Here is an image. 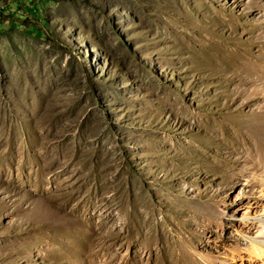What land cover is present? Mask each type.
Segmentation results:
<instances>
[{
  "label": "rangeland",
  "instance_id": "374dc122",
  "mask_svg": "<svg viewBox=\"0 0 264 264\" xmlns=\"http://www.w3.org/2000/svg\"><path fill=\"white\" fill-rule=\"evenodd\" d=\"M250 63L264 0H0V264H262Z\"/></svg>",
  "mask_w": 264,
  "mask_h": 264
},
{
  "label": "bare ground",
  "instance_id": "6f19581e",
  "mask_svg": "<svg viewBox=\"0 0 264 264\" xmlns=\"http://www.w3.org/2000/svg\"><path fill=\"white\" fill-rule=\"evenodd\" d=\"M244 67V71H241V74H239L240 83L244 84L243 87H241L243 88V91H249L250 94L261 93L264 95V66L250 63L247 67ZM249 89H251V91ZM261 113L264 114V106H262ZM258 150L259 154L264 153V149L262 147L258 148ZM259 164L264 166V160H261ZM259 222L264 228V213L261 215ZM250 241L252 242L251 250L249 252L250 257L254 258L255 261L257 260L264 264V236L255 237Z\"/></svg>",
  "mask_w": 264,
  "mask_h": 264
}]
</instances>
